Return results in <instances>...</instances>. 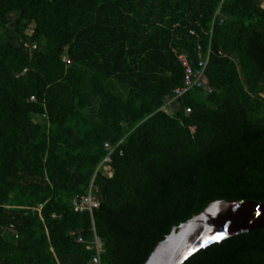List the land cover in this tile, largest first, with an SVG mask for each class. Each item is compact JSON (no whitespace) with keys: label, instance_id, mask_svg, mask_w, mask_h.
<instances>
[{"label":"trees","instance_id":"trees-1","mask_svg":"<svg viewBox=\"0 0 264 264\" xmlns=\"http://www.w3.org/2000/svg\"><path fill=\"white\" fill-rule=\"evenodd\" d=\"M220 1L0 0V264H89L76 239L93 226L102 264H144L209 203L264 202V0L224 1L212 91L163 109L184 77L173 49L195 63ZM93 177L99 208L77 212ZM183 264H264V228Z\"/></svg>","mask_w":264,"mask_h":264},{"label":"water","instance_id":"water-1","mask_svg":"<svg viewBox=\"0 0 264 264\" xmlns=\"http://www.w3.org/2000/svg\"><path fill=\"white\" fill-rule=\"evenodd\" d=\"M264 8V1L262 3ZM264 228V202L216 200L154 247L144 264H183L201 249L230 237ZM222 235V239H214Z\"/></svg>","mask_w":264,"mask_h":264},{"label":"built area","instance_id":"built-area-1","mask_svg":"<svg viewBox=\"0 0 264 264\" xmlns=\"http://www.w3.org/2000/svg\"><path fill=\"white\" fill-rule=\"evenodd\" d=\"M225 0H221L218 4L213 19L211 21V29L209 31V40L207 46L202 45L200 42L197 43L195 48L196 51V60L195 63L192 64L190 61L189 54L186 52H180L176 49H173L179 63L181 64L184 70V77L182 84L173 89V93L171 98L165 103L163 109L167 112H172V105L174 102L178 101L185 95L189 94L193 90H204L207 92H211L212 89L209 85V81L206 76L207 68L210 63L211 55H212V33L215 24L222 23L224 21V17L222 15V5ZM190 34L198 37V33L195 30H190ZM29 49H36L37 45L33 44L28 46ZM219 54L222 55V52L219 51ZM264 96V93L262 94ZM31 100H35L34 96H31ZM191 109L187 108L186 113H190ZM122 141H119L116 144L105 143V148L107 149V155L99 164L96 173H101L106 177H112L113 175V167H112V154L118 149ZM122 153V152H120ZM95 179L92 178L88 190L84 194H80L73 198L72 207L77 212H89L90 214L97 208H99L100 201L96 195L97 187L95 185ZM93 233L89 240L85 239L83 235H78L77 242L85 244L87 249L93 250L94 254L91 257L89 264H102V254L104 253V241L103 239L96 233L95 228H92Z\"/></svg>","mask_w":264,"mask_h":264},{"label":"snow or ice","instance_id":"snow-or-ice-1","mask_svg":"<svg viewBox=\"0 0 264 264\" xmlns=\"http://www.w3.org/2000/svg\"><path fill=\"white\" fill-rule=\"evenodd\" d=\"M222 238H223L222 235L214 237V239H222Z\"/></svg>","mask_w":264,"mask_h":264},{"label":"rangeland","instance_id":"rangeland-1","mask_svg":"<svg viewBox=\"0 0 264 264\" xmlns=\"http://www.w3.org/2000/svg\"><path fill=\"white\" fill-rule=\"evenodd\" d=\"M27 33H28V34L31 33V29H29V30L27 31Z\"/></svg>","mask_w":264,"mask_h":264}]
</instances>
